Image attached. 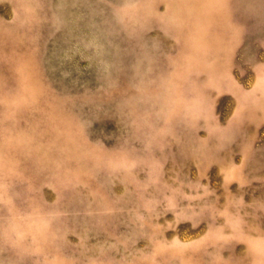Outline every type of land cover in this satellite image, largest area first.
<instances>
[{"label":"rangeland","instance_id":"obj_1","mask_svg":"<svg viewBox=\"0 0 264 264\" xmlns=\"http://www.w3.org/2000/svg\"><path fill=\"white\" fill-rule=\"evenodd\" d=\"M0 264H264V0H0Z\"/></svg>","mask_w":264,"mask_h":264}]
</instances>
